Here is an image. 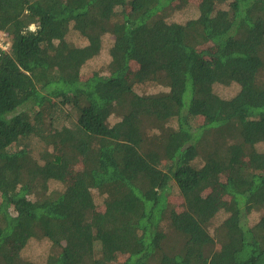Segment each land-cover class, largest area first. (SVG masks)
I'll return each instance as SVG.
<instances>
[{
	"label": "trees",
	"instance_id": "16d2710c",
	"mask_svg": "<svg viewBox=\"0 0 264 264\" xmlns=\"http://www.w3.org/2000/svg\"><path fill=\"white\" fill-rule=\"evenodd\" d=\"M190 1L0 0V264H264V0Z\"/></svg>",
	"mask_w": 264,
	"mask_h": 264
},
{
	"label": "rangeland",
	"instance_id": "374dc122",
	"mask_svg": "<svg viewBox=\"0 0 264 264\" xmlns=\"http://www.w3.org/2000/svg\"><path fill=\"white\" fill-rule=\"evenodd\" d=\"M199 0H191L190 3L186 6H183L180 8V3L177 5V10L172 13V15L168 16V20L171 21H178V22H185L187 19L194 16V9L196 7V4ZM178 3V2H176ZM35 26H32V29H34ZM67 40L74 44V45H84L86 43V40L74 29H71L70 32L67 35ZM114 42V36L111 34H106L103 38V46L101 53L97 55L95 58L91 59L83 68L82 74L84 77L92 70H99V71H107L109 63L111 61L110 56V48L113 45ZM212 48V46H210ZM137 90L141 93H150L153 91H156L162 87L157 85H151L149 83L144 84L143 86H137ZM216 93H218L222 97H231L233 96L237 90L238 87L236 85H232L229 87H225L223 85H216L214 87ZM72 116L66 115L64 112L57 113L56 117V124H58L59 128H63V126H70L72 123ZM118 120L116 116L111 117L110 124L115 123ZM46 122L48 123L49 120L47 119ZM261 149H264V144L260 145ZM80 168H75L72 173H70V177L74 176L76 174V171H78ZM58 184L61 186V184L57 181L51 182V187L55 188L58 186ZM96 192V190H95ZM211 194H215L212 191H209ZM217 195V194H216ZM96 201L98 204H102L104 201V196L97 194ZM171 200L172 202L177 206V208L183 207V199L180 195V192L177 188H174L171 191ZM102 207L103 205H99ZM264 215V210H257L253 211L249 215L250 224L257 222L261 216ZM227 214L222 211L217 215V218L215 220V226L221 223L225 218ZM51 242L48 239H41V240H30L28 245L22 250L21 255L23 258L27 260H31L34 262V264H47V258L50 250ZM115 261H113L111 264H123L125 260L128 258V254L124 252L117 253L115 256Z\"/></svg>",
	"mask_w": 264,
	"mask_h": 264
},
{
	"label": "built area",
	"instance_id": "2783aa9c",
	"mask_svg": "<svg viewBox=\"0 0 264 264\" xmlns=\"http://www.w3.org/2000/svg\"><path fill=\"white\" fill-rule=\"evenodd\" d=\"M11 46V42L6 33L0 32V49L5 51Z\"/></svg>",
	"mask_w": 264,
	"mask_h": 264
}]
</instances>
